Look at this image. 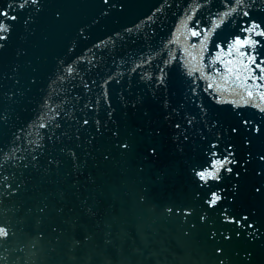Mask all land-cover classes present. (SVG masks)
Wrapping results in <instances>:
<instances>
[{
  "label": "snow or ice",
  "instance_id": "obj_1",
  "mask_svg": "<svg viewBox=\"0 0 264 264\" xmlns=\"http://www.w3.org/2000/svg\"><path fill=\"white\" fill-rule=\"evenodd\" d=\"M32 2L35 3L36 0H32ZM241 2H242V0H237V3H241ZM8 7L11 8L12 5H8ZM234 10L235 9H233V11ZM244 15H248V13L245 12ZM7 16H8V13L6 11H0V17H7ZM11 19H15V17H11ZM258 27H259V25H254L251 28L245 29V31L251 32V31H254L255 28H258ZM7 31H8L7 25L2 20H0V32H7ZM193 34L195 35L196 33H193ZM259 35L264 36V31H261L259 33ZM4 38H5L4 36H0V39H4ZM236 43L237 44H241V43H249L250 44V43H254V42L251 41L250 39H248V40H245L243 42L237 40ZM257 67H259V65H257ZM69 71H71V68H69ZM261 71H264V69H261ZM262 78H264V77H262ZM249 95H251V93H249ZM262 98H264V97H262ZM85 123H87V121H85ZM262 159H264V157H262ZM225 160H227V157H225ZM217 163L218 164H223V161H218ZM228 171H231V169L229 168ZM198 175L200 176L201 179H205L206 177H213L214 173L213 172H207V173L200 172V173H198ZM219 199H220V197L216 193H213L212 194V199L209 201V205L210 206L214 205L216 203V201L219 200ZM236 222L239 223V221H236ZM6 234H7L6 230L3 227H0V236H4ZM218 251H219V249H218ZM220 264H223V261H221Z\"/></svg>",
  "mask_w": 264,
  "mask_h": 264
}]
</instances>
